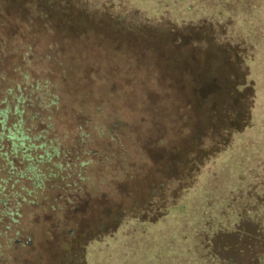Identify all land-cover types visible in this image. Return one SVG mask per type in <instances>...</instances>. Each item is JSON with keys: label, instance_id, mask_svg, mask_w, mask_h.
<instances>
[{"label": "rangeland", "instance_id": "374dc122", "mask_svg": "<svg viewBox=\"0 0 264 264\" xmlns=\"http://www.w3.org/2000/svg\"><path fill=\"white\" fill-rule=\"evenodd\" d=\"M92 1L97 8L81 7L84 0H0V31L7 39L36 41L41 50L51 44L65 58L105 53L117 60L124 84L166 85L156 103V128L146 123L144 130L129 129L116 145L92 129L88 154L70 147L74 130L56 129L47 139L60 138L72 149L68 157L80 156L84 165L70 166L73 172L43 162L33 189L31 182H19L16 168L24 166L12 157L16 168H0V207L20 216L14 226L0 219V264H94L95 241L125 240L135 228L120 226L131 218L152 224L146 235L137 233L143 241L129 248L126 264H220L228 252L213 248L218 230L231 231L239 222L250 229L258 222L264 233V146L245 153L254 95L245 83L255 81V94L264 95L256 62H243L248 46L259 48L249 18L234 19L235 33L231 19L218 20L228 16L224 5L216 17L217 9L191 22L200 13L183 15L180 4L169 0ZM245 64L254 68L248 76ZM147 66L155 77L139 73ZM52 160L65 162L61 156ZM259 239L249 240L250 256Z\"/></svg>", "mask_w": 264, "mask_h": 264}, {"label": "trees", "instance_id": "16d2710c", "mask_svg": "<svg viewBox=\"0 0 264 264\" xmlns=\"http://www.w3.org/2000/svg\"><path fill=\"white\" fill-rule=\"evenodd\" d=\"M84 1L87 3L83 2L80 6L85 9H91L97 3L91 0ZM110 1L115 3L119 0ZM147 1L156 3V0ZM157 2L162 3L161 0ZM169 2H172L174 6L180 4L178 9L182 14L196 9L200 14H197L195 18L191 16L193 19L190 20L191 22L194 19H200V15L211 14L217 9V14H214L216 17L224 5L228 16L218 20L224 22L231 19L235 33L238 32L236 26L238 23L234 19L237 22H245L249 18L248 23L256 34L255 43L259 48L254 49L248 46V55L243 62L246 63L245 60L256 62L255 70L245 64L249 69L247 76L252 73V70L256 72L258 68L262 76L258 78L259 83L264 87V0H169ZM136 3L141 2L138 0ZM184 6L185 11H182ZM2 32L0 31L2 38L0 41V158L4 163L0 164V168L4 170L3 165L6 163L14 167L12 157L16 158L18 164L24 166L22 170L14 167L21 174L20 183L26 186L25 181H29L31 189L36 188L42 175L39 170L40 164L46 161H49L52 167L60 168L61 171H65L66 168L71 170L70 166L75 168L77 165H84L80 156L70 159L68 155L72 153L70 147L79 148L87 154L90 152L88 143L92 129H97L96 132L100 138L108 137L109 141L116 145L121 143L122 133H126L129 129L144 130L146 123L156 128V103L159 98H163L164 91H167L166 85L124 84L121 82L126 78L123 71L116 67L117 60L114 61L105 53L82 51L71 55L70 58H65L55 53L51 44L47 50L44 48L41 50L36 41L23 43L11 37L7 39L2 36ZM112 58L117 59L114 56ZM115 73L117 77H120L119 83L115 81L117 79L113 76ZM139 73H142L144 79L155 77L153 70L148 66ZM130 75L127 73V77ZM135 76L137 74L132 77ZM245 85H250L254 92L251 98L252 105L249 107V122L252 120V131L254 128H259L256 135L258 138L250 136L252 131L249 135L246 134L249 144L245 148L247 149L245 153L248 154L257 149L256 144L264 146V95L255 94L256 89L260 92L255 81ZM94 118L102 120V123L96 122ZM58 121L61 123L59 124ZM93 121L97 123L96 126L93 125ZM246 126L248 127L245 125L244 129L247 128ZM56 129L76 132L69 140L70 147L62 146L58 137L47 139V135ZM91 151L97 153V150ZM54 156L58 158L61 156L65 162L53 161ZM52 167L48 169V174L53 176ZM4 172L7 179V173ZM27 173L30 175L27 176ZM3 200L7 201V199ZM10 211L12 210L8 207L4 209L1 206L0 219L6 217V220L14 226L18 223L17 218L20 214L19 211H15V214L11 215ZM149 224L152 223L139 222L131 218L127 224L120 226L121 229L125 225H130L127 226L128 228H135L134 233L125 240L119 237L115 240L116 242L114 241L116 244L112 243V237L105 238L104 243L95 241L98 248L90 250L91 258L96 260L94 264H110V259L113 260L119 255L123 256V253L124 259L112 264H126L127 251L143 241L141 240L143 237L138 238L137 233L146 235ZM249 228L246 229L239 222L232 225L231 231L218 230L213 235V248L218 247L220 251L228 252L224 254L227 260L222 259L220 264H260V253L264 251V233L260 230L258 222ZM258 234H261L263 238ZM255 237L260 238L256 243L258 249L250 256L249 253L252 252L249 248L252 245L249 242ZM113 244L115 246H112Z\"/></svg>", "mask_w": 264, "mask_h": 264}]
</instances>
